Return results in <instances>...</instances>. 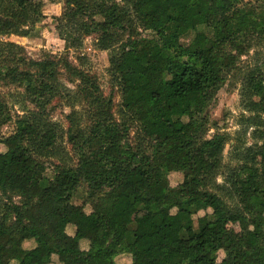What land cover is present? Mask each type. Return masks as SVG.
Listing matches in <instances>:
<instances>
[{"label": "trees", "instance_id": "1", "mask_svg": "<svg viewBox=\"0 0 264 264\" xmlns=\"http://www.w3.org/2000/svg\"><path fill=\"white\" fill-rule=\"evenodd\" d=\"M49 1L64 3L53 19L65 52L32 59L3 37L31 36L43 2L0 0V264H117L121 255L127 264H218L219 251L221 264H264V54L239 67L264 48V0ZM93 34L109 55L120 120L112 97L68 57ZM234 72L253 143L231 145L236 164L222 171L229 136H207L206 109ZM56 104L70 110L66 130L51 119ZM9 122L15 130L4 136ZM139 157L148 170L129 174ZM45 159L57 160L52 177ZM172 172L182 174L176 186ZM81 186L83 205L74 203ZM138 211L146 216L134 221Z\"/></svg>", "mask_w": 264, "mask_h": 264}, {"label": "rangeland", "instance_id": "2", "mask_svg": "<svg viewBox=\"0 0 264 264\" xmlns=\"http://www.w3.org/2000/svg\"><path fill=\"white\" fill-rule=\"evenodd\" d=\"M39 1V0H35ZM43 2V14L44 18L40 23H38L32 30V34L29 37H20L16 35H9L3 37L6 41H11L17 44H20L24 47L27 57L32 59H42L46 55H60L65 52L64 41L59 38L58 32L55 28L56 23L53 19L54 16H60L64 10V3L62 2H50L49 0H41ZM119 1V0H118ZM147 33H144L146 35ZM193 36V32H191L188 36L183 38V42H187ZM96 35H89L83 39L82 47L79 50L69 49L68 57L69 60L72 61L74 65L79 67L84 72L93 76L97 83L99 84L100 91L103 96H111L113 101V113L116 120H120L119 118V106L121 103L120 92L118 88L112 83L111 76L109 74V62H108V52L101 50L96 45ZM264 46V45H261ZM259 56L264 54V48L259 47L257 50H252L250 54L241 57V61L239 62L240 69L244 68L245 63L250 60L249 63H253L256 58L255 55ZM259 58V57H258ZM257 58V59H258ZM69 76L66 73H62L61 81L66 84V86L70 88H75L76 84H78V80L75 83H70ZM9 91H13V89L3 88L2 92L6 95L7 100L10 101V108L12 109V114L14 112H20L18 106L14 104L13 99H10ZM240 74L239 73H231L225 80L224 84L217 91L214 99L211 101L209 106L206 109V115L209 120V130L207 132V136H212L215 132L225 133L229 136V142L226 145L224 156H223V164L224 168L222 171H227L229 167L234 166L236 163L232 159L231 155V145L234 143L237 145H245L248 146L253 143L250 135V131L244 134L243 127L240 125V119L242 115L247 116L242 109L240 104ZM56 110L52 112L51 119L55 122L61 124L64 130L69 126V121L65 117L69 113V109L67 107L61 108V105L56 104ZM78 111L82 109L81 106L76 108ZM264 118V115H263ZM15 117L13 118L14 122ZM13 122L7 123L2 127L1 133L4 136H8L15 130V124ZM87 119L82 121V125L86 126ZM129 140L131 142H135V127H132L130 130ZM65 148L71 155V159L75 162V156L70 148L69 143L66 141V137H64L63 142ZM5 147L0 145V152H4ZM37 158L40 159L38 155ZM44 158H42L43 160ZM45 175L47 177H52L53 175V165L57 163L56 159H45ZM71 162V163H73ZM148 170L147 162L142 158H137L129 167L128 172L131 175H136L138 173H143ZM169 183L171 186H176L182 180V174L180 172H172L168 176ZM223 179L222 176H218L217 181L221 182ZM141 197L144 199L148 198L147 190L142 189L140 191ZM87 191L85 186L79 187L75 196L74 203L75 204H84V200L86 197ZM87 198V197H86ZM17 200V199H16ZM228 204H232L231 200L227 198ZM85 210L87 212L91 211L90 206L85 203ZM204 212H200L199 215H203ZM146 216L144 211H138L134 213L133 220L137 221ZM61 226L67 233H72V227L64 222L61 223ZM111 228H116L117 225L113 223L108 224ZM234 230L238 231L239 227L237 224H230ZM74 228V227H73ZM27 247H30V243H26ZM8 252L14 254L16 252V247L14 245H8L6 247ZM223 251L218 252L217 262L221 264V259L223 258ZM129 262V257L119 258L116 257L117 264H126L125 262ZM11 264H15V262H11ZM53 264H56L53 263Z\"/></svg>", "mask_w": 264, "mask_h": 264}, {"label": "crops", "instance_id": "3", "mask_svg": "<svg viewBox=\"0 0 264 264\" xmlns=\"http://www.w3.org/2000/svg\"><path fill=\"white\" fill-rule=\"evenodd\" d=\"M71 226V225H70ZM72 227V226H71ZM73 231H74V228L72 227V233H68V234H70V235H72L73 234ZM29 243V242H28ZM26 245V244H25ZM81 245H82V247H86L87 246V242H85V241H83V242H81ZM11 253V252H10ZM126 256H119V258H125ZM12 262H14V261H12ZM126 264L128 263V261L127 262H125ZM16 264V263H15Z\"/></svg>", "mask_w": 264, "mask_h": 264}]
</instances>
